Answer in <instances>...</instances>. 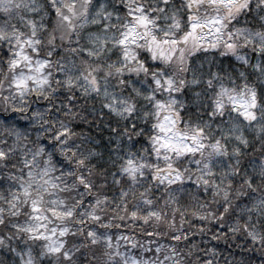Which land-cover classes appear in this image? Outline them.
<instances>
[{
    "label": "snow or ice",
    "instance_id": "1",
    "mask_svg": "<svg viewBox=\"0 0 264 264\" xmlns=\"http://www.w3.org/2000/svg\"><path fill=\"white\" fill-rule=\"evenodd\" d=\"M193 228L264 264V0H0V264H221Z\"/></svg>",
    "mask_w": 264,
    "mask_h": 264
},
{
    "label": "trees",
    "instance_id": "2",
    "mask_svg": "<svg viewBox=\"0 0 264 264\" xmlns=\"http://www.w3.org/2000/svg\"><path fill=\"white\" fill-rule=\"evenodd\" d=\"M177 225L179 226V217L177 216ZM190 225H196V227H199L198 222L193 218L191 221H189L188 224H185L182 231L186 232L189 229ZM211 232H216L217 229L221 232L227 233V227H221L220 225L211 226ZM151 229H149L150 231ZM194 235L192 237H189V243H191L193 240H195L197 243H199V246L201 248L205 247V241L208 242V246L215 247L218 252H220V260L221 264H232V262L236 258H244L247 259L248 257H251L255 259L256 264H260V257L256 253L255 249H253L250 252H247V255L245 256V252L248 249V244L244 242L245 238L242 235L237 234L235 237L229 236L227 240L220 239L218 241L211 240V232L208 235H200L196 233V229H192ZM154 240L160 239L162 243H171L170 237H163V238H156L153 237ZM0 257H6L7 259H11L10 256H8L5 252H0Z\"/></svg>",
    "mask_w": 264,
    "mask_h": 264
}]
</instances>
